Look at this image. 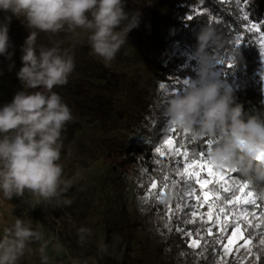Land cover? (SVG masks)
Instances as JSON below:
<instances>
[{
	"label": "rangeland",
	"instance_id": "1",
	"mask_svg": "<svg viewBox=\"0 0 264 264\" xmlns=\"http://www.w3.org/2000/svg\"><path fill=\"white\" fill-rule=\"evenodd\" d=\"M157 1L126 0V11L141 12L139 27L131 32L149 29L144 9L155 7ZM162 11L164 14H169L170 8L165 6ZM0 14L4 15V13ZM245 15L247 13L244 11ZM252 25H256L253 32L256 33L260 46L264 33L258 23L249 20L248 27ZM130 33L128 42L121 47L115 59L109 64H105L91 53L87 32L78 30L76 36L65 32L54 36L43 33L47 38V47L59 43L60 47L70 49L74 57L75 68L68 78L66 87L71 83L88 80L100 87L102 93L109 95L110 103L101 105L103 114L98 115L82 106L74 96L66 94L62 98L74 117L62 133L64 143L61 153L65 178L73 181L71 190L62 198L70 199L72 203L45 210L43 206H37L27 193L23 198H13L10 202L4 201L0 193V236H3L2 229L11 223L13 215L24 220L25 224L34 231L41 233L42 239L31 244L32 251L26 252L18 264H98V260L103 257L116 264L123 261L127 253L131 257L130 263L136 264V257L143 251L145 244L166 240L174 227L175 231L181 233L186 240L187 248H184L172 262L162 255L164 262L156 260L157 264H238V261H243L245 264L252 255L255 256L252 264H256L259 255L254 248L259 245L261 250L264 249V245L259 243L261 236L258 235L264 232V227L262 224L259 229L255 227L256 224L261 223L260 220L249 215L248 220L252 221L251 227L244 220L236 221L242 229L245 226L247 230H252V252L249 254L246 251L241 255L232 256L229 262L225 260L223 244L229 232L235 227L232 210L236 205L228 203L223 205L222 200L218 201V206L212 210V217L209 219L206 215L209 207L207 203H202L204 198L199 186H197V195L201 196V202L190 197L182 198L181 185L172 184V181L177 179L174 169L178 166L177 161L182 157L170 154L163 157L168 180L155 182L157 188L151 190L157 196L162 195L163 199L150 196L147 202L145 196L150 190V185L143 186L131 175L122 173L106 161V157L115 150L134 146L153 148L158 146L168 122L163 116V105L170 97L180 93L177 84L163 83L166 89L162 90L160 88L162 82L148 68L143 58L148 57L155 64H165L175 55L183 53L176 42L169 41L173 30L163 27L159 35L146 40L144 46H140ZM261 64L259 75L264 86V78H262L264 61L261 60ZM14 65L11 70L8 67L0 73V107L10 103L16 92L22 88L16 75L22 63L14 62ZM61 87L66 90L65 85ZM136 91H140L150 101L149 111L145 113L148 124L144 126H140L133 118L136 112L133 105ZM174 132L169 134L173 139ZM171 160L175 162L174 167L170 164ZM200 174L207 177V169L201 170ZM232 174H226L225 178ZM164 184L168 187H163ZM210 189L208 185L202 191ZM212 199H215L214 195ZM211 202L210 199L209 203ZM156 203L162 204L163 227L152 229L147 233L136 232L133 237L127 239L123 226L128 222L143 220ZM55 204L56 201H53L54 206ZM220 207L225 211L220 212ZM240 207H247L259 216L258 208L255 206ZM193 213L196 215L193 216ZM217 217H219L218 223L215 222ZM81 227L91 229L90 235L95 237V253L92 256L86 255L90 236L83 245L78 242V229ZM209 228L212 229L211 233L207 231ZM187 233L192 235L188 236ZM71 239L77 243V247H72ZM192 240L200 241V247L190 248L188 245ZM44 257L47 258L46 261Z\"/></svg>",
	"mask_w": 264,
	"mask_h": 264
},
{
	"label": "clouds",
	"instance_id": "2",
	"mask_svg": "<svg viewBox=\"0 0 264 264\" xmlns=\"http://www.w3.org/2000/svg\"><path fill=\"white\" fill-rule=\"evenodd\" d=\"M0 13H4L0 56L11 61L15 54L10 51L9 37L13 17L26 21L23 24L29 32L20 49L22 67L16 74L22 88L0 107V193L7 202L27 193L45 210L70 205L72 201L62 197L73 181L65 178L61 153L62 133L74 117L54 88L68 83L74 57L59 43L38 46L36 37L41 32L53 36L87 32L91 53L109 64L128 42V34L139 27L141 12L126 11V0H0ZM195 38L188 54L189 63L195 62V76L181 93L167 100L163 116L196 140L210 138L209 161L217 169L235 170L258 188L264 185V161L256 159L264 153V115L245 111L233 88L221 79L216 53L225 47V38L210 25H201ZM14 66L13 62L9 70ZM2 231L0 264H18L32 251L31 244L42 239L41 233L15 215ZM90 234L91 229L79 228L78 242L83 245Z\"/></svg>",
	"mask_w": 264,
	"mask_h": 264
},
{
	"label": "trees",
	"instance_id": "3",
	"mask_svg": "<svg viewBox=\"0 0 264 264\" xmlns=\"http://www.w3.org/2000/svg\"><path fill=\"white\" fill-rule=\"evenodd\" d=\"M165 6L170 8L169 14L163 13L162 8ZM244 11L250 21L260 25L261 31L264 33V0H241L240 3H237V0H158L155 7L144 9L149 29L139 32L133 31L130 35L140 46H144L146 40L156 38L163 27L173 30V34L169 36V41L176 42L183 53L175 55L165 64H155L148 57L144 56L143 58L159 81L165 84H177V88L181 93L187 87L183 81L195 76L192 71V65L195 62L189 63L188 60V54L196 44L195 33L201 25L214 27L218 34L222 35L227 41L225 47L216 53L219 60L225 61V64L217 66L221 79L226 80L233 88L237 102L243 104L245 111L253 114L258 112L264 115V86L259 75L262 65L259 53L260 46L256 39V33L247 31L249 20L245 21L243 19ZM188 15H192L193 19L188 20ZM2 17L3 14H0V18ZM23 23H26V21L15 17L12 19L9 37L13 49H10V51L14 50L15 54L11 61L0 56V73L5 71L12 62L21 61L20 48L29 35ZM237 35L243 37L240 48L242 58L239 52H234ZM36 44L38 46L47 45V38L43 33H38ZM232 59H234V66L230 69L227 67V63ZM65 89L58 86L54 88V91L62 98L66 94L74 96L82 106L98 115L103 114V109L100 106L110 103L109 95L102 93L100 87L88 80H81L75 84L71 83ZM136 92L137 95L133 104L136 112L133 118L140 126H144V124H148L145 113L149 111L150 101L140 91ZM93 103L97 105L92 106ZM209 139L204 137L193 141L191 136L182 130L176 128L174 132L176 147L181 148V145H183L181 151L183 152L184 148H187L190 154L192 152L207 153ZM154 150L155 148L149 146L126 147L111 152L106 157V161L122 173L131 175L143 186H149L152 182L164 181V176L167 175L164 158L156 155ZM158 160L159 163H157ZM170 164L174 167V160H171ZM231 177L243 181V178L236 172ZM210 187L218 190L223 197H231L232 195L223 192L216 183L211 184ZM251 188L257 196L264 192V185ZM177 202H179V196H177ZM222 203L223 205L227 204L225 200H222ZM257 203L261 205L257 209L258 215H260L264 212V202L257 200ZM161 208L162 204L156 203L143 220L126 223L123 226L125 237L128 239L133 237L136 232L147 233L152 229L162 228L163 212H161ZM262 225L264 227V224ZM243 229L247 238L253 236L252 230H247L245 226H243ZM71 242L72 247H77L74 240ZM94 243L95 237L90 235L87 256H92L95 253ZM184 248H187L186 240L173 227L171 235L166 240L145 244L143 251L136 257V264H157L156 260L163 263L162 255L166 256L169 262H172ZM254 249L259 255L256 264H264V252L261 247L256 245ZM80 260L83 261V259ZM130 260L131 257L127 253L123 261L116 264H131ZM254 260L255 256L252 255L245 264H252ZM98 264H112V262L110 259L103 257L98 260Z\"/></svg>",
	"mask_w": 264,
	"mask_h": 264
},
{
	"label": "snow or ice",
	"instance_id": "4",
	"mask_svg": "<svg viewBox=\"0 0 264 264\" xmlns=\"http://www.w3.org/2000/svg\"><path fill=\"white\" fill-rule=\"evenodd\" d=\"M241 0H237V3H240ZM188 20H192L193 16L188 15ZM243 19L247 21L249 17L247 15L243 16ZM256 29V25H252L247 29V31L252 32ZM243 43V37L240 35H237L235 38V49L234 52L240 53V48ZM260 56L261 60L264 61V37H261V45H260ZM219 64L223 65L225 64L224 60H219ZM234 66V59L230 60L227 63L228 68H232ZM264 78V77H262ZM183 83L187 85L189 83L188 80H184ZM160 88L162 90L166 89L165 84H161ZM176 130V127L174 124L167 122V127L164 128V136L162 137L161 143L155 147V154L159 157H164L166 154H170L172 156L182 157V159L177 161V167L174 169L175 175L177 179H174L172 181L173 185L180 184L181 188L183 190V197H190L195 199L197 202H201V196L197 195L198 188L201 190V194L203 196L202 203H207L209 207L208 213L206 215L211 219L212 217V210L218 206V201L225 200L228 204L236 205V207L232 210L233 215L235 219L233 220V224L235 225L234 230L231 233V236L228 239V243L224 245V252L225 255H228L232 252V245L234 243L243 240L244 243L240 244L239 247L236 248V252L239 253L241 248H246L248 253L251 254L252 252V241L253 237H249L248 239H245V233L241 230V226L239 223H237V220H244L249 227L252 226V221L248 220V216L251 215L254 219L260 220L261 223L256 224L255 227L259 229L261 227V224H264V212H262L259 216L256 215L255 211H250L247 207H240L243 205H252L255 207H261L260 204L257 203V200L264 202V192H261L258 196L254 194V191L252 190L251 186L246 182L242 181L241 179H234L230 175H228V178H225L226 174L235 173V170H229V169H217L208 159V153L213 145V141L211 139L208 140V149L207 153L201 152L196 153L192 152L189 153L187 148H184L183 152L181 151V148L184 146L181 145V148L175 147V141L174 139L169 135L170 133L174 132ZM192 140H196L195 138L191 137ZM199 157V159H198ZM256 159L264 161V153H260ZM160 161L158 160L157 163ZM207 169L208 176H201V170ZM164 180H168V176H164ZM215 180V183L219 185L220 189L223 190L225 193H231V197H223L219 194L218 190L210 189L209 191H202L205 189L208 185L213 184V181ZM163 187L167 188L168 185L164 184ZM157 188V184L155 182H152L150 185V190L145 196V202H147L148 197L150 196H156L157 199H163L162 195L157 196V194L151 190H154ZM215 196V199H212V196ZM211 199V203H209V200ZM186 206V205H185ZM179 207V205H177ZM220 212H224L225 209L223 207H220ZM193 216L196 215V213L192 214ZM192 222V221H187ZM219 222V217H217V221ZM165 227H167V224H165ZM170 230V229H169ZM178 231H182L181 229H177ZM209 233H211L212 229H207ZM188 236H191V233H187ZM258 235L261 236V239L259 241L260 245H264V232L258 233ZM190 248H199L200 247V241L198 240H192L189 245ZM264 250V249H262ZM238 264H243V261H238Z\"/></svg>",
	"mask_w": 264,
	"mask_h": 264
},
{
	"label": "crops",
	"instance_id": "5",
	"mask_svg": "<svg viewBox=\"0 0 264 264\" xmlns=\"http://www.w3.org/2000/svg\"><path fill=\"white\" fill-rule=\"evenodd\" d=\"M234 228H235V227H234ZM234 228L231 230V232H229V234H228L226 240L224 241V244H223V253H224V255H225V252H224V245H226V244L228 243V239H229V237L231 236V233H232V231L234 230ZM241 230L243 231L242 227H241ZM245 239H248V238L245 236ZM243 243H244L243 240H240V241L234 243V245L231 246V247H232V252H231L230 254H228V255H225V260H228V262H229L230 257H232V256L235 257V256H237V255H241V254H243L244 252H246V251H247L246 248H241L239 253L236 252V248L239 247V245H240V244H243Z\"/></svg>",
	"mask_w": 264,
	"mask_h": 264
},
{
	"label": "built area",
	"instance_id": "6",
	"mask_svg": "<svg viewBox=\"0 0 264 264\" xmlns=\"http://www.w3.org/2000/svg\"><path fill=\"white\" fill-rule=\"evenodd\" d=\"M261 233V232H260Z\"/></svg>",
	"mask_w": 264,
	"mask_h": 264
}]
</instances>
